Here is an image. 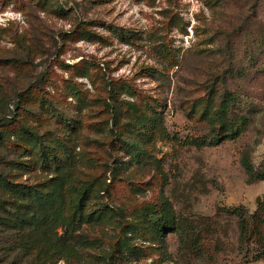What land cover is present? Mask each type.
Returning <instances> with one entry per match:
<instances>
[{
    "label": "rangeland",
    "instance_id": "1",
    "mask_svg": "<svg viewBox=\"0 0 264 264\" xmlns=\"http://www.w3.org/2000/svg\"><path fill=\"white\" fill-rule=\"evenodd\" d=\"M244 154L264 169V0H0V173L32 191L0 187V264H264Z\"/></svg>",
    "mask_w": 264,
    "mask_h": 264
},
{
    "label": "trees",
    "instance_id": "2",
    "mask_svg": "<svg viewBox=\"0 0 264 264\" xmlns=\"http://www.w3.org/2000/svg\"><path fill=\"white\" fill-rule=\"evenodd\" d=\"M230 103L231 100H228L227 102H225V105L227 106ZM234 135L235 133H228V134L226 133L221 136H216L209 140H203L201 142H197L196 145L201 146V145L217 144L224 139L232 138ZM241 163L250 179H264V169L256 170L246 154L242 156ZM0 187L8 190L11 193H14L18 198L21 199L27 198V196H29L32 193V191H29V189L26 186L9 180V178H7L5 175L1 173H0ZM48 196L49 198L51 197L50 195ZM22 205L23 204L18 202V204H16L17 208L15 209V212L13 211L14 212L13 216L15 215L14 220H16L15 225L18 226L19 229L22 228L23 226L22 223H39L43 221V217H40L34 212H32L29 215L22 214L21 210L19 209V207H22ZM2 206L4 209L3 201L0 200V207ZM233 212L237 215L238 218L237 220L238 241L239 243L243 244L246 240V223H245L244 213L240 209H235L233 210ZM61 222H64V220L61 217L60 212H58L57 210L50 216L49 220H47L49 227H54V228ZM167 224H168L167 221L164 220L161 214H159L152 222V228L153 230L160 232L167 229L168 227Z\"/></svg>",
    "mask_w": 264,
    "mask_h": 264
},
{
    "label": "clouds",
    "instance_id": "3",
    "mask_svg": "<svg viewBox=\"0 0 264 264\" xmlns=\"http://www.w3.org/2000/svg\"><path fill=\"white\" fill-rule=\"evenodd\" d=\"M4 15H7V16H12L13 14L12 13H5ZM17 17H18V14H16Z\"/></svg>",
    "mask_w": 264,
    "mask_h": 264
}]
</instances>
